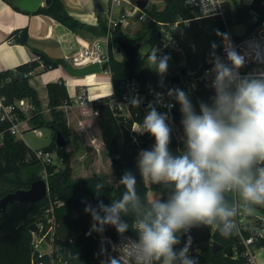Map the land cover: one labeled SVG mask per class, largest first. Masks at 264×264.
Here are the masks:
<instances>
[{"label":"trees","instance_id":"1","mask_svg":"<svg viewBox=\"0 0 264 264\" xmlns=\"http://www.w3.org/2000/svg\"><path fill=\"white\" fill-rule=\"evenodd\" d=\"M162 6L154 4L149 12L158 20L174 21L179 16L184 18L192 17L191 10L186 6L185 0H162ZM35 13L52 16L56 20L68 26L74 32L82 35L102 36L107 33V22L105 13H97V24H91L79 19L69 12L64 0H45L44 5H40ZM258 21V25L256 22ZM236 23H243L247 29L245 34L252 32L257 27H264V0H253L251 3L234 1V9L228 13L227 21L213 18H194L188 25L182 24V31L177 32V44L185 51V66L189 69L198 68L206 63L209 54L214 53L220 41L224 39L222 34H228L227 27ZM155 23H148L138 30L135 36L124 33L120 27L113 31L110 38V68L112 72V84L116 93L120 92V84L127 77L139 76L150 79L158 86L169 90L180 88V85L171 80L172 74L166 73L161 77L158 73L146 66L147 54L138 53L136 56H128L125 60H119L113 54V47L119 37L131 43L141 42L142 44L155 43L160 35L155 27ZM12 37L21 43H28V29H17L12 32ZM216 45L214 48L213 45ZM37 59L24 63L16 69H6L0 71V98L3 104L13 103L19 98H29L35 105L29 124L32 127H24V130L31 128L51 127L62 134L70 142L71 132L67 123V114L64 105L72 104L70 92L66 81L61 78L56 81L47 82L48 108L50 115L44 113L39 91L31 82L29 74L34 68L43 64L48 68L65 66L68 64L64 58H54L41 51ZM179 61L177 54L170 55ZM22 76L18 78V74ZM27 73V74H26ZM214 94L210 90L202 91L197 97H189L196 112L199 113V102L203 101L212 104ZM109 97L104 96L99 100L88 101L93 109L98 110L97 118L100 124L102 135L106 143L109 154L114 159L112 168L114 172V182H109V178L104 175L93 174L76 181L71 174L70 151L66 146L58 147L55 137L43 148L50 151H57L65 166L57 169L53 163L47 164L50 192L53 199L63 200V204L56 206L57 228L55 234V244L52 256H40L39 252L32 245V230L30 225L44 219L45 211L50 205L48 196L36 202L15 201L8 203L4 210H0V264H40L45 261L50 264L51 259L67 260L68 264H98L99 248L98 238L103 232H113L114 227L105 226L102 232L90 231L93 221L90 214L84 211L86 203L95 206L99 200L108 205L113 199L119 198L124 188L119 185L121 176L129 171L136 176L137 191L142 200H151L148 196L150 189L161 192V198H167V192L161 186L145 184L137 168L138 153L143 149H150L155 140L145 133L140 136L139 142L134 141L132 134V124L134 120L143 122L147 112L139 110L137 117L125 120L116 115L109 104ZM177 113L171 112L175 121L183 131L181 124L182 114L180 105L176 103ZM135 112V108H133ZM24 116V115H22ZM10 122L0 121V133L3 143L0 144V179L8 182L4 188L0 187V198L10 191L18 188H28L31 183L41 178L40 169L44 165L35 157L34 149L31 148L24 139L12 134L9 129ZM184 133V132H183ZM117 135L118 144L111 145L113 137ZM56 136V134H55ZM170 151L179 154L185 148L184 140L178 142L171 133ZM39 168L34 169L33 166ZM23 169L28 170L29 175L24 179ZM103 183L104 189L97 197L95 185ZM227 199L234 203L231 194H227ZM264 211V206H254ZM131 224L130 217H124ZM248 235L249 232H246ZM191 236V246L189 255L198 260V264H241V258L227 255L223 249L213 252L212 245L217 241L223 246L236 244V238L231 233L225 235L217 229L205 226L194 227L187 234L181 235V243L177 245V250L184 246L188 236ZM264 239L256 246H263Z\"/></svg>","mask_w":264,"mask_h":264},{"label":"clouds","instance_id":"2","mask_svg":"<svg viewBox=\"0 0 264 264\" xmlns=\"http://www.w3.org/2000/svg\"><path fill=\"white\" fill-rule=\"evenodd\" d=\"M222 35L227 41V34ZM225 51L230 65L215 57L206 73L214 74L211 105L199 102L197 113L184 90H168V96L180 105L182 152L170 151L168 114L155 106H175L165 105L163 94L155 93V103H149L143 122L132 127L133 132L147 133L155 140L150 149L138 153L137 168L143 182L163 187L167 198L142 200L136 176L126 171L119 180L124 188L119 198L108 205L99 199L95 206L86 203L84 211L93 221L90 231L102 232L111 225L122 236L130 228L137 234L109 264H198L189 255L190 235L177 250L182 234L205 226L227 235L235 228L240 208L251 214L254 206H264V73L242 77L239 69L244 57L230 44ZM160 53L161 49L153 47L147 59L149 67L163 77L171 57ZM132 104L139 107L140 101L134 99ZM103 189V183L95 185L97 197ZM227 194L239 199L240 208ZM124 217H130L131 224Z\"/></svg>","mask_w":264,"mask_h":264},{"label":"built area","instance_id":"3","mask_svg":"<svg viewBox=\"0 0 264 264\" xmlns=\"http://www.w3.org/2000/svg\"><path fill=\"white\" fill-rule=\"evenodd\" d=\"M104 6V12L108 15L107 33L102 36H95L92 40H88L83 44V47L71 55L70 63L77 67L86 66L91 63H99L102 66V71L96 74L99 77H104L106 82H110L111 90L109 93H104L98 97H92L91 91L88 92V99L99 100L104 96L109 97V104L116 115L123 117L125 120L137 117L139 110L148 112L149 103H155V93L163 94V102L165 105H175V100L168 96V90L162 86H158L150 79H145L139 76H131L124 79L120 84V92L116 93L112 84V72L110 68V38L113 31L120 27L123 32L129 30L138 21L148 20L149 23H155V27L160 35L158 41L150 43V48L161 49L160 54L179 55V65L175 67V72L180 73V85L189 97H197L204 90H211V82L214 74L206 75L210 69L213 68V61L215 57L230 65L227 60L225 48L228 44L235 49L237 53L245 59V64L239 69L240 75L256 76L264 73V27H257L252 32L245 34H236L232 32L231 26L227 27L228 40L222 39L218 49L209 54L206 58V63L200 65L198 68L189 69L185 74L181 73V69L185 66V51L184 48L177 44V32L182 31V24L188 25L192 19L196 18H213L227 21L228 13L231 10V3L234 1H242L244 3H251L253 0H185L186 6L191 10L192 17L184 18L179 16L174 21H162L155 18L148 9L153 5L154 0H149L146 7L141 8L138 5V0H100ZM162 3L163 1L160 0ZM113 54L119 60L128 58V54L120 47L118 40L113 47ZM108 62V66L103 67V64ZM27 74V73H26ZM31 74V72L29 73ZM77 86L83 88V84L73 85L74 92L71 91L73 98L80 104H84L86 100V93L77 94ZM138 99L140 101L139 107H134L132 101ZM157 110L168 114V124L172 129V133L178 142L184 140V133L175 121L171 112L176 109V105L169 109L168 107L155 105ZM135 108V112H133ZM35 105L31 99L23 97L15 100L10 104H3L0 107V121H9V131L15 136L23 135L24 123L28 122ZM98 114V110H96ZM24 115V116H22ZM139 122L138 120H134ZM37 135H41L40 128H31ZM132 130V129H131ZM134 141L139 142L140 134L132 131ZM3 143L2 134L0 133V144ZM35 157L44 165V172L42 178L47 182V195L50 201L44 215V219L36 222V230H32V245L39 252L40 256H52L55 244V234L57 228V220L55 208L63 204L61 199H53L50 192L47 164L53 162L52 151L45 148L34 149ZM233 197V196H232ZM234 204L240 208L239 199L234 195ZM243 212L241 209L235 217V228L232 230L236 238V244L233 246V256L241 258V264H259L256 257V250L261 246L254 244L260 243L264 237L260 233L251 231L247 223L242 221ZM246 232H249L247 235ZM137 234L131 228L123 234H119L114 228L113 232H103L98 238L99 248V263L109 264L110 258H119L120 249L128 239H136ZM42 247H45L42 249ZM40 264H47L41 261ZM50 264H68L67 260L52 258Z\"/></svg>","mask_w":264,"mask_h":264},{"label":"crops","instance_id":"4","mask_svg":"<svg viewBox=\"0 0 264 264\" xmlns=\"http://www.w3.org/2000/svg\"><path fill=\"white\" fill-rule=\"evenodd\" d=\"M64 2L71 14L88 23L97 24L94 0H64ZM44 4L45 0H42L40 5ZM85 8L88 11H85ZM23 28L28 29V43L18 42L12 37V32ZM94 37L90 34H78L52 16L16 7L10 0H0V71L16 69L21 64L37 59L40 55L39 51L54 58H64L70 63L71 55ZM61 78L66 81L71 96L70 87L84 82L83 79L77 80L78 76L70 75L64 66L46 69L43 64L31 71L30 82L39 91L41 100L43 99L48 105L46 84ZM1 105L0 98V107ZM65 107L68 105L63 106L64 109ZM66 114L68 117L67 111ZM28 123L29 121L24 123L25 128L28 127ZM148 196L150 199L161 198V192L150 189Z\"/></svg>","mask_w":264,"mask_h":264},{"label":"rangeland","instance_id":"5","mask_svg":"<svg viewBox=\"0 0 264 264\" xmlns=\"http://www.w3.org/2000/svg\"><path fill=\"white\" fill-rule=\"evenodd\" d=\"M162 6L160 0H154L153 4ZM84 8V7H83ZM231 9H234V2L231 3ZM85 11H88L86 8ZM105 13V12H104ZM106 22L108 20L107 13L104 14ZM149 23L148 20L138 21L135 23L126 33L129 36H135L139 29L144 27ZM247 27L243 23H236L231 26L232 32L236 34H242L246 31ZM151 46L147 43H144L140 47V52L142 54H148L150 52ZM171 57V56H170ZM146 66L151 70L155 71L153 68L149 67V61L146 57ZM179 65V61L171 59L168 62V71L167 73L173 74L175 72V67ZM156 72V71H155ZM157 73V72H156ZM31 78V77H30ZM83 79L86 82L96 81L94 84L83 83V88L77 86V94L83 93L85 90L86 100L84 104H80L73 98L72 104L65 107V111L68 112L67 123L70 128L71 138L70 142L67 144V148L70 151V165H71V174L72 177L78 181L84 177L91 176L93 174L104 175L109 178V182H114V172L112 168L113 160L119 158V155L112 157L106 147L100 124L97 118V113L93 109L92 104L89 103L88 92L91 89H97L100 93H105L108 88H104V83L106 82L104 77H78L77 80ZM80 81V80H79ZM100 84V85H99ZM72 92H74L73 87H70ZM41 99V98H40ZM44 113L49 117L50 112L47 108L48 105L41 100ZM29 127H32L28 123ZM42 131L41 135H37L33 129H28L23 132L21 137L25 142L33 149L43 148L48 145L55 137L56 131L51 127L40 128ZM53 164L56 165L57 169L65 166L61 157L58 155L57 151H52ZM34 169L39 168L38 165L33 166ZM44 168L40 169V174L43 175ZM29 175L28 170L23 169V177L27 178ZM8 185V182H5L3 179H0V187L4 188ZM234 197V194H231ZM240 205V202H239ZM243 212L242 208H240ZM242 221L247 223L249 228L254 233H260L264 237V211L259 208L254 207V211L251 214H245L243 212ZM45 247H42L44 249ZM256 257L259 264H264V245L259 247L256 250Z\"/></svg>","mask_w":264,"mask_h":264},{"label":"water","instance_id":"6","mask_svg":"<svg viewBox=\"0 0 264 264\" xmlns=\"http://www.w3.org/2000/svg\"><path fill=\"white\" fill-rule=\"evenodd\" d=\"M16 7L28 10L30 12H34L40 6L42 0H10ZM149 0H138V5L141 8L146 7ZM94 11L96 13L104 12V6L100 0H94ZM258 25V21L256 22ZM118 43L120 47L129 55V56H136L140 52V47L142 45L141 42L131 43L126 39L119 37ZM108 62L103 64V67L108 66ZM64 69L72 76H86L91 73H97L102 71V66L99 63H91L86 66L77 67L68 63L64 66ZM187 72V67L181 69V73L185 74ZM22 75L19 73L18 78ZM171 80L179 83L180 82V73H176L171 76ZM214 95L215 91L213 88L210 90ZM177 113V109L173 110ZM55 142L58 147H63L68 144L67 138L62 134L60 130L56 132ZM118 144L117 135H115L112 139L111 145L115 146ZM48 192L47 182L44 178H38L34 180L28 188H18L14 191H10L6 193L4 196L0 198V210H4L8 203L15 202V201H27V202H36L40 199H43ZM31 230H36V223H32L30 225ZM219 249H223L227 255L233 254V246L227 245L223 246V244L214 241L212 245L213 252H216Z\"/></svg>","mask_w":264,"mask_h":264},{"label":"bare ground","instance_id":"7","mask_svg":"<svg viewBox=\"0 0 264 264\" xmlns=\"http://www.w3.org/2000/svg\"><path fill=\"white\" fill-rule=\"evenodd\" d=\"M97 77V76H99L98 74H96V73H91V74H88V75H86L85 77ZM83 83H86V84H94L95 85V83H96V81H93V82H86V80L83 82ZM83 83H80V84H83ZM100 85V84H99ZM104 88H108L107 89V91L105 90V93H109L110 92V90H111V85H110V82H105L104 83ZM98 89V88H97ZM97 89H91V96L94 98V97H98V96H100V95H102L103 93H100V92H98V90Z\"/></svg>","mask_w":264,"mask_h":264}]
</instances>
